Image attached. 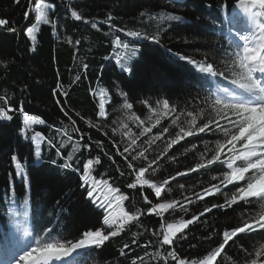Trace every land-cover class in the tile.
<instances>
[{"label":"trees","instance_id":"obj_1","mask_svg":"<svg viewBox=\"0 0 264 264\" xmlns=\"http://www.w3.org/2000/svg\"><path fill=\"white\" fill-rule=\"evenodd\" d=\"M237 1L44 0L55 10L47 9L48 24L36 26L33 52L26 28L36 25L30 13L37 0H0V19L9 21L0 26V110L12 116L11 121H0V252L32 248L37 240L76 241L88 231H101L109 239L71 264H178L167 255L173 250L185 264H202L224 243L225 231L264 215L263 196L238 197L228 203L246 181L221 183L228 175L224 148L219 160L207 163L218 142L224 145L238 133L217 116L216 108L221 106L214 104L217 94L225 98V90L238 88L232 80L233 69L240 71L241 51L226 38L227 16ZM177 16L179 20L170 19ZM130 31L158 42L129 37ZM117 38L139 52L133 56L131 47L115 48ZM180 55L211 63L218 75L200 73ZM117 56L122 57L119 63ZM57 88L60 93L54 96ZM101 90L106 93L104 117L98 115ZM25 115L45 123L26 127ZM209 121L210 130L196 131ZM36 132L43 137L39 158L30 140ZM126 146L129 151L120 155ZM97 158L100 162L93 163L87 187L106 181L98 184L95 194L105 195L109 186L117 188V194L128 197L121 202L123 210L136 214L116 236L111 232L117 225L103 224L109 210L93 204L81 183L83 164ZM15 162L21 165V179ZM66 162L79 171L60 167ZM129 163L137 170L148 168L143 179L163 185L160 197L148 185L128 187L136 176ZM201 164L204 167H197ZM233 165L238 168L236 162ZM214 186L220 190H213ZM159 203L175 207L157 208L159 216L149 214ZM218 204L224 207H213ZM24 208L28 217L22 215ZM189 220L192 223L172 237L173 243L161 249L154 235L161 225ZM24 230L31 234L30 242L21 239ZM253 260L264 264V229L237 233L212 264H252Z\"/></svg>","mask_w":264,"mask_h":264},{"label":"snow or ice","instance_id":"obj_2","mask_svg":"<svg viewBox=\"0 0 264 264\" xmlns=\"http://www.w3.org/2000/svg\"><path fill=\"white\" fill-rule=\"evenodd\" d=\"M16 3H20L21 0H15ZM238 7L242 8L246 12H251L254 16H264V0H249L247 4L241 0V4L238 5ZM46 9H50L52 11L55 10L54 4H46L44 3V0H37L35 3V7L33 11L37 13L36 15V24H40L43 22L44 24H48L50 21L47 18L46 15ZM72 16L75 17V19L80 20L81 16L77 14V12L73 11ZM29 15L28 12H25V17ZM170 19H176L179 20L180 17H170ZM9 23L6 19H0V26L7 25ZM93 27H96L95 24L92 25ZM53 28H55V25H53ZM37 27L35 26H29L26 28V36L31 41L32 47L31 51H36V40L37 36L35 33L37 32ZM9 31H15V28H10ZM127 36L143 39V40H153V42L156 41L155 37H149L147 35H142L141 33L130 31L126 33ZM71 43V41H69ZM79 44V41L76 42ZM115 48L119 49L121 47L125 49H129L130 47L134 49L132 51V55L135 56L139 52V48H137L135 45H129L127 42H123L117 38L114 41ZM243 53L244 55L242 57L238 56V67L240 69L239 73L233 69V76L235 77L232 80V83L236 85L240 90H243L255 97V103L252 104H246L241 101H239L233 93L230 92V90H225L223 92L224 95L228 96V99H222L219 95L216 96L214 104L219 105L221 107L216 108V114L221 119L226 120L236 131H238V134H232L231 139L226 141V144L221 145L219 142L216 145V154L207 161V163L210 165L213 163V161H217L220 159L221 151L224 147H228L229 151L233 153L231 157H229L227 167L229 169H232L231 173L224 176L223 181L221 183H228L231 184L233 181L237 180H244L245 179V173L249 172L250 170H255L256 175L253 177V179H258L259 186H264V80L261 79V77H264V29L260 32V37L257 42H254L249 37L244 38V44H243ZM120 59L122 57L117 56V63L120 62ZM179 59L181 60H187L188 63H191L195 66V68L203 74L210 75L212 77H216L218 75V70H216L211 63L206 62H196L192 60L191 58L185 57L183 55L179 56ZM88 65H84L85 71L87 70ZM125 71H130V69H125ZM259 75H255V74ZM222 74V73H221ZM77 80L80 79L79 76L76 77ZM221 92V91H220ZM60 93V89L57 88L53 91V95H58ZM64 95H67L64 93ZM106 95L104 90H101V99L99 102V112L98 115L100 117L105 116V100L104 96ZM57 104H60V101L56 100ZM125 106L128 108H131L132 105L130 103H125ZM165 108H168V103L165 101L164 104ZM60 110L64 113L65 116L68 117L69 121L72 122L73 125H75V121L72 120V117L68 114V112L64 109V107L61 105ZM79 115V113H77ZM83 119V117H81ZM12 116L8 115V113L4 110H0V121H11ZM31 120L32 123L37 125H43L45 123L44 120L41 119H34L32 117H29L28 115H25V121ZM175 122V121H173ZM87 123V121H86ZM212 124V121H209L207 124L199 127L196 131L203 133L206 129L210 130V125ZM30 128L31 125H28ZM77 132L79 131L78 128L75 129ZM147 131V129H145ZM166 131V130H165ZM183 131V130H182ZM191 134V133H189ZM159 138V137H157ZM25 139H29L27 135L25 134ZM43 139L40 132H36L35 135L30 137V140L35 142L36 144V157H40V141ZM175 143V141H172ZM237 142H244L243 143V151L238 152L235 148V145ZM136 141L133 139L131 141L132 145H135ZM63 145H61L62 147ZM97 146H100V143L97 142ZM90 147V146H89ZM129 147L126 146L123 150V152H120V155H123L124 152H128ZM211 151V149H209ZM59 154V153H58ZM141 156H143V152L140 153ZM13 160L16 159L15 156L12 157ZM111 159V157H110ZM127 159V157H125ZM133 159H136V157H133ZM236 159H242L247 162L246 167H238L233 168V164ZM99 159L96 160H87L86 163L83 164V172L81 174V183L83 186L86 187V193L89 200L95 204L98 208L103 209L105 212H108L109 209L113 208V205L115 204L117 207L121 209V215L120 220L121 223L117 224V221L112 215L109 213L108 215H105L103 218V224L112 227L114 224L117 225L115 230L111 232V236H116L117 233L123 228L124 223H126L128 220L136 219V214L129 215L127 211L123 210L122 201H125L128 199V197L124 194H117L119 193V189L108 187V192L114 194L111 199L107 195L101 196L96 195V188L98 184L100 183H107L102 181H97L96 183H93L90 188L87 187L89 184L90 179V173L93 163L99 164ZM55 164V161L52 162ZM152 163L150 162L148 164V168L152 167ZM64 169H71L73 172L79 171V169L73 168L71 163H64L62 166H60ZM128 167L130 169H133L134 172H136L135 176V182L130 183L128 185L129 188L135 189L137 187V184L142 185H148L149 187L154 189L155 196L160 197L162 192L163 185H156L155 183H151L148 179H143L145 176V173L148 171V168H140L135 169L132 165V163L128 164ZM197 167H204L203 164L198 165ZM16 169H21V165L19 163L15 164ZM16 175H20V172H17ZM123 175V173H121ZM180 175H183V173H180ZM23 178V177H22ZM217 177H213V179H216ZM167 183V181H165ZM183 185H181L182 187ZM257 184L249 181L245 186H240L238 188V191L235 192L231 200L228 201V203L234 202L239 198H245V197H256L257 196ZM262 188V187H261ZM264 189V188H262ZM213 190L219 191L218 186H214ZM208 190H206L207 192ZM145 201L148 203H151V201H148V198L145 197ZM175 207L174 203H159L157 205H154L152 209L149 210V214L152 212H156V215H161L160 212H157L156 209L160 210H168ZM213 207H224L223 204L213 205ZM210 210V209H209ZM203 215V213H201ZM199 217H194V219H198ZM192 223L191 220L184 222L181 221L178 225L175 223H168L165 225H161V231L159 233H154V235L157 236V241L160 245V248L163 249L165 245H171L173 243L172 235L184 227H187L188 224ZM166 227V231L164 230ZM258 229H264V215H261L258 218H255V222H248L243 227H239L236 229H233L231 231H225L223 234V240L224 243L221 244L218 248H216L214 251L210 252L206 258L203 260L202 264H212V262L217 258V256L220 254L221 248H223L229 241L230 238L236 237L237 233H251L255 232ZM29 235V232L27 230L24 231V236L27 237ZM109 239L108 235L102 234L101 231H88L85 234H83L82 238L76 241H45L41 243L39 240L36 242V246L32 247L30 250L24 252L22 255L19 256L18 260H16L15 264H52L53 259L61 260L63 258L71 256L73 253L77 252L78 249H84L86 247H90L93 244L95 245H101L104 241H107ZM127 247V245L125 246ZM168 256L172 257L173 260H177L178 264H185V261L183 259H179L176 255V252L169 251L167 253ZM259 255V253L257 254ZM66 260V259H64ZM67 264H70V262H67ZM133 264H135V261H133ZM252 264H257L255 260L252 261Z\"/></svg>","mask_w":264,"mask_h":264},{"label":"rangeland","instance_id":"obj_3","mask_svg":"<svg viewBox=\"0 0 264 264\" xmlns=\"http://www.w3.org/2000/svg\"><path fill=\"white\" fill-rule=\"evenodd\" d=\"M243 2L245 4H247L249 2V0H243ZM240 4H241V0H238L232 6V8L229 11V14L227 16V22H226V30H227L226 38L229 39V41L231 43H233L235 46H238L240 48L241 57H242L244 55V53H243L244 38L249 37L254 42H257L259 40L260 32L262 29H264V16H257L256 17L251 12H246V11L244 12V14L239 13L238 5H240ZM34 7H35V5L31 7V13L30 14L32 15V17H34V20L36 23L37 13H35L33 11ZM45 11L47 12V9ZM232 11H235V12H232ZM245 14H247V15H245ZM36 26H37V24L35 25V27ZM250 27H253V34L252 35L249 34V28ZM255 75H259V74L257 73ZM233 89L234 90L231 93L236 92L234 95L239 101L246 103V104L255 103V97L253 95H251V94H249L243 90H240L239 88H233ZM217 95H219V94H217ZM219 96L222 99H225V100L228 99V97L224 98L221 95H219ZM28 125L33 126V125H37V124L32 123L31 120H29L27 122L25 121V126L28 127ZM232 131H236V130L234 128H232ZM31 136H33V134H31ZM32 143L34 145V156L36 157V154H35L36 153V144L33 141H32ZM243 143L244 142H237V144L235 145V148L238 152L243 151ZM40 144H41V142H40ZM223 151H224L223 155H225V156L222 157V160L228 159L229 157H231L233 155V153L231 151H229V148L227 146L224 147ZM235 162L237 163L238 167H246L247 166V162L245 160L236 159ZM15 164H16V162H15ZM233 168H237V167L233 165ZM226 169L228 170V174H230L232 169H229L227 166H226ZM15 170H16V173L20 172V175H17V176H18V178L21 179L22 178L21 169L15 168ZM255 175H256L255 170H250L249 172L245 173V179L244 180L246 181V185L249 181L256 183L257 184V188H256L257 196L256 197H261V196L264 197V189H262V188H264V186H261L262 187L261 188L259 186L258 179H255V180L253 179V177ZM242 182H243V180H237V181H233L232 183L240 184ZM103 192L105 195H107L109 197V199L112 198L113 195H111V193L108 192V188L104 189ZM97 193H98V191H97ZM100 195L103 196V194L101 192H100ZM245 198H250V197H245ZM263 203H264V201H263ZM109 212L112 215V217H114L116 219L119 218V220H120L121 209L119 207H117L115 204L113 205V208L111 210L109 209ZM22 215L24 217H28V213L26 212V208H24V213ZM183 229L176 231L172 235V237L175 234L180 233ZM165 231H166V229H165ZM21 233L22 232H20V235H21V239L23 241H26V242L31 241V238L29 235L27 237H25L24 232H23V235ZM94 246H96V245L93 244L92 246L84 249L83 251H85L91 247H94ZM30 249H31V247L30 248L29 247L22 248V249L20 248L19 250H12L6 255H4L3 252H0V264H15V262H16V260H18L19 256L22 255L24 252L30 250ZM83 251H82V253H83ZM82 253H80V254H82ZM74 256L72 258L66 257V258H63L61 260L53 259L52 264H67V262H70V264H71V263H73V261L75 260V258L78 255H76L75 258H74ZM64 259H66V260H64Z\"/></svg>","mask_w":264,"mask_h":264},{"label":"bare ground","instance_id":"obj_4","mask_svg":"<svg viewBox=\"0 0 264 264\" xmlns=\"http://www.w3.org/2000/svg\"><path fill=\"white\" fill-rule=\"evenodd\" d=\"M238 9H239V13H243V14H244L245 10L241 9L240 7H238ZM232 12H235V11H232ZM234 14H235V13H234ZM245 15H247V14H245ZM252 31H253V27H250V28H249V34H250V35H252V34H251ZM261 78H262V77H261ZM262 80H264V78H262ZM86 248H88V247H86ZM86 248H84V249H86ZM84 249H78L77 252L73 253V254H72L71 256H69V257L72 258L74 255L76 256L77 254L81 253Z\"/></svg>","mask_w":264,"mask_h":264}]
</instances>
